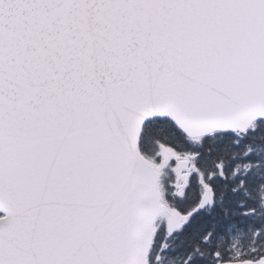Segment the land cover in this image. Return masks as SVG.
<instances>
[{"label":"snow or ice","instance_id":"1","mask_svg":"<svg viewBox=\"0 0 264 264\" xmlns=\"http://www.w3.org/2000/svg\"><path fill=\"white\" fill-rule=\"evenodd\" d=\"M0 264H264V0H0Z\"/></svg>","mask_w":264,"mask_h":264}]
</instances>
